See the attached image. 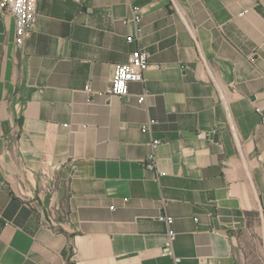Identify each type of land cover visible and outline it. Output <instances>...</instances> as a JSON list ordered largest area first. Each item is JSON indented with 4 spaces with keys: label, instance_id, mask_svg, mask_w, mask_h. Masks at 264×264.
I'll return each mask as SVG.
<instances>
[{
    "label": "crops",
    "instance_id": "crops-1",
    "mask_svg": "<svg viewBox=\"0 0 264 264\" xmlns=\"http://www.w3.org/2000/svg\"><path fill=\"white\" fill-rule=\"evenodd\" d=\"M36 13L18 47L0 8V264H264V0H37ZM135 50L143 82L108 96Z\"/></svg>",
    "mask_w": 264,
    "mask_h": 264
},
{
    "label": "built area",
    "instance_id": "built-area-1",
    "mask_svg": "<svg viewBox=\"0 0 264 264\" xmlns=\"http://www.w3.org/2000/svg\"><path fill=\"white\" fill-rule=\"evenodd\" d=\"M36 2L37 0H0V8L2 12L9 14L13 17L15 23V42L18 47H21L28 37V35L33 31L36 22ZM133 22L138 25L140 23V17L137 15V9H134ZM246 11L243 12L245 14ZM140 29H137V33ZM134 41L133 37H128L127 42L132 43ZM149 68V55L143 50H135L128 56V59L123 64H117L113 68L112 80L110 89L107 92L108 96L115 97L117 99H124L128 93V86L130 83L143 82L144 73ZM87 94V102L91 100V88L87 85L84 88ZM145 95H141L137 99L138 104H142ZM259 112V111H257ZM155 124V121H148L141 127V131L146 132L150 125ZM160 142L155 140L151 144V148L154 150L159 146ZM157 161L153 153H151L146 160L144 167L147 171L154 174L155 181L161 176V173L157 170ZM54 170V169H52ZM56 170V169H55ZM42 181L50 186L51 181H53V172L47 168L41 170ZM50 190V187H49ZM159 222L165 223L171 226L173 223L172 217L159 215L157 217ZM175 239V232L169 229L166 234V240L164 242L165 251L172 255V245ZM174 261H177L174 259Z\"/></svg>",
    "mask_w": 264,
    "mask_h": 264
},
{
    "label": "rangeland",
    "instance_id": "rangeland-1",
    "mask_svg": "<svg viewBox=\"0 0 264 264\" xmlns=\"http://www.w3.org/2000/svg\"><path fill=\"white\" fill-rule=\"evenodd\" d=\"M241 264H255V263H250V262L243 261V263H241Z\"/></svg>",
    "mask_w": 264,
    "mask_h": 264
}]
</instances>
